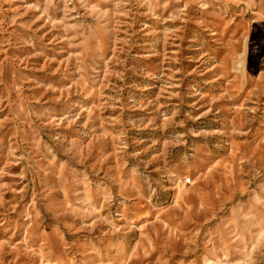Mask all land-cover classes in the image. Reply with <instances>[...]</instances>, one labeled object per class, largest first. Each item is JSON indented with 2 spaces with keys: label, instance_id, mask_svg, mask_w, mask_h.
Returning a JSON list of instances; mask_svg holds the SVG:
<instances>
[{
  "label": "rangeland",
  "instance_id": "rangeland-1",
  "mask_svg": "<svg viewBox=\"0 0 264 264\" xmlns=\"http://www.w3.org/2000/svg\"><path fill=\"white\" fill-rule=\"evenodd\" d=\"M0 264H264V0H0Z\"/></svg>",
  "mask_w": 264,
  "mask_h": 264
}]
</instances>
